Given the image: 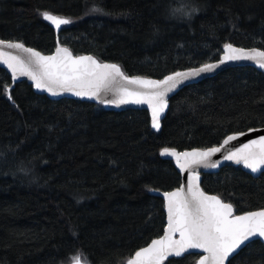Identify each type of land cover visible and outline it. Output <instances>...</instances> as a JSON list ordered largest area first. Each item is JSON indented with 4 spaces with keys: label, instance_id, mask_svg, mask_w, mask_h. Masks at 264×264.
Instances as JSON below:
<instances>
[{
    "label": "trees",
    "instance_id": "16d2710c",
    "mask_svg": "<svg viewBox=\"0 0 264 264\" xmlns=\"http://www.w3.org/2000/svg\"><path fill=\"white\" fill-rule=\"evenodd\" d=\"M93 4L105 13L86 14ZM0 0V38L43 53L57 41L75 54L162 79L218 60L223 44L264 49V0ZM198 11L174 16L173 10ZM72 20L56 29L41 15ZM235 25V27H233ZM5 86L8 92L4 91ZM11 95L12 99H9ZM264 127V72L231 67L180 89L159 131L145 109L107 110L91 100H52L0 66V264H126L163 233L159 192L178 187L177 151L219 145ZM204 191L235 214L264 208V172L241 166L201 176ZM158 189V191H156ZM197 253L169 258L195 264ZM168 264V261H165ZM228 264V263H227ZM230 264H264L253 240Z\"/></svg>",
    "mask_w": 264,
    "mask_h": 264
},
{
    "label": "snow or ice",
    "instance_id": "6c2138e0",
    "mask_svg": "<svg viewBox=\"0 0 264 264\" xmlns=\"http://www.w3.org/2000/svg\"><path fill=\"white\" fill-rule=\"evenodd\" d=\"M86 7L87 0H86ZM198 11L191 8L173 10L174 16H186ZM105 13L104 9L93 4L86 14ZM45 21L56 29L72 23V20L49 11L41 13ZM235 27V25H233ZM4 49H15L24 53L26 58ZM250 60L264 69V50L236 47L230 42L223 44L219 59L202 62L199 66L173 71L162 79H151L139 75H127L117 63L102 62L93 55H74L66 46L57 41L55 51L44 55L24 43L0 39V64L6 65L13 81L26 76L32 86L46 91L52 96L71 93L76 97L96 99L103 104H146L151 114V127L161 128V114L168 106L166 97L184 81L212 72L227 61ZM7 93L8 88L5 86ZM113 93L114 99L103 98V94ZM12 99L11 95L8 97ZM254 131V129H249ZM244 132L227 135L218 146L192 148L177 151L164 147L161 156L175 158L181 173H187L185 182L171 191L163 192L167 222L163 235L151 239L147 246L139 247L129 254L126 264H172L170 257H182L188 250H201L202 255L195 264H230V257L238 254L247 243L258 238L264 242V208L246 211L237 215L234 205L225 202L219 195H210L200 185L199 166L218 167L219 161L212 157L223 152V159L243 164L256 173L264 168V135L250 139L239 147H229ZM158 191V189L156 190ZM79 264V258H76Z\"/></svg>",
    "mask_w": 264,
    "mask_h": 264
},
{
    "label": "water",
    "instance_id": "95a60500",
    "mask_svg": "<svg viewBox=\"0 0 264 264\" xmlns=\"http://www.w3.org/2000/svg\"><path fill=\"white\" fill-rule=\"evenodd\" d=\"M0 39H2V38H0ZM3 40H8V39H3ZM11 41H17V40H11ZM18 42H20V41H18ZM234 45V44H233ZM26 47H29V46H27V45H25ZM234 46H236V47H241V46H237V45H234ZM31 48H33V47H31ZM243 48H245V47H243ZM252 48H258V49H260V50H263V49H261V48H259V47H249V48H245V49H252ZM35 49V48H34ZM5 51H9V52H12L13 54H15V55H20L22 58H26V55L24 54V53H21V52H18L17 50H15V49H4ZM35 50H37V49H35ZM37 51H39V50H37ZM55 51V49L52 51V52H50V53H43V52H41V53H43L44 55H50V54H52L53 52ZM223 53V52H222ZM74 55H91V54H75V53H73ZM102 62H107V61H102ZM214 62V61H213ZM108 63H112V62H108ZM0 66L10 75V77H11V72H10V70H8V68H7V66L6 65H2V64H0ZM242 66H249V67H253V68H255V69H258V70H260V71H263L264 72V69H261V68H259L257 65H256V63L254 62V61H250V60H240V61H227V62H225L224 64H222V65H220L217 69H215V70H213L212 72H208V73H202L200 76H198V77H195V78H192V79H190V80H187V81H184L181 85H179L178 87H177V89H175L174 91H172V92H170L169 94H168V96L166 97V99L168 100V106H169V99L173 96V95H175L180 89H182L183 87H185V86H187V85H190V84H194V83H198V82H200V81H203L204 79H206V78H210V77H213V76H215L216 74H218V73H220L221 71H223V70H225V69H228V68H231V67H242ZM182 70H184V69H182ZM178 71H180V70H178ZM148 78H151V77H148ZM11 79H12V77H11ZM151 79H155V78H151ZM13 81V80H12ZM19 81H27L29 84H31L32 85V81L28 78V77H26V76H20V77H18L17 78V80L16 81H13L14 83L15 82H19ZM33 89H34V91L36 92V93H38V94H45V95H47L48 96V98H50V99H52V100H60V99H64V98H67V99H76V100H91V101H93V102H95V103H100V102H98L96 99H90V98H88V97H76V96H74V95H72L71 93H67V92H65V93H62V94H60V95H57V96H52V95H50L48 92H46V91H42V90H38V89H36L35 87H33ZM103 98H106V99H114L115 98V96L113 95V93H107V94H103ZM102 105H103V107L105 108V109H107V110H125V109H145V110H147L148 112H149V115H150V119H151V114H150V111L148 110V107H147V105L146 104H131V103H129V104H121V105H119V106H117V105H115V104H103V103H101ZM168 106H167V108L165 109V111L161 114V121L163 120V118L165 117V115H166V112H167V110H168ZM160 121V122H161ZM251 129H254V131H249V130H247V131H244V133H245V135H243V136H239L238 137V139H237V141H233V142H231V144L229 145V147H232V146H235V147H239L241 144H243V143H247L248 142V140H250V139H256V138H258V136L259 135H264V127H259V128H251ZM154 131H157V130H155V129H153ZM231 135V134H230ZM223 141V140H222ZM222 143V142H221ZM216 146H218V145H216ZM184 151H189V150H184ZM180 152H183V151H180ZM223 152H221V153H217V154H215L211 159H212V162H216V161H219V164H218V167H216V168H211V167H203V166H199V167H197L196 168V171H198L199 173H200V185H201V176H202V174H205V173H216L221 167H224V166H231V165H239V166H241V168L244 170V171H246L247 173H249V174H251L252 176H254V177H256V176H258V175H260L262 172H264V168H262L260 171H258V172H256V173H253V172H251V170L250 169H247V168H245L244 167V165L243 164H237V163H235L234 161H226V160H224L223 159ZM162 157H164V158H167V159H169V160H172V161H174L175 162V158H173V157H170V156H162ZM175 167H176V169H177V171L179 172V174H180V176H181V183L182 182H185V178H186V175H187V173H181L180 172V170H179V168L176 166V162H175ZM180 183V184H181ZM179 187V186H178ZM201 188H202V186H201ZM175 189V188H174ZM203 189V188H202ZM171 190H173V189H171ZM171 190H167V191H171ZM204 190V189H203ZM164 192V191H163ZM163 192H159V194L161 195V197H162V199H163ZM206 192V191H205ZM208 193V192H207ZM208 194H210V195H215V194H212V193H208ZM164 211H165V215H166V222H167V213H166V210H165V208H164ZM255 211H257V210H255ZM237 215H240V214H237ZM162 235H163V233H162ZM158 238V237H157ZM155 239V238H154ZM256 239H258V238H255L254 240H256ZM261 241V240H260ZM151 242V241H150ZM149 242V243H150ZM262 242V241H261ZM263 243V245H264V242H262ZM248 244V243H247ZM246 244V245H247ZM147 246V245H146ZM244 247V246H243ZM242 247V248H243ZM240 250H238V252H239ZM189 253H197V254H200V255H202L203 253H202V251L201 250H188V252L187 253H185V254H189ZM184 255V254H183ZM236 255V254H235ZM170 258H173V257H170ZM232 257H230V259H231ZM228 262H226V264H227Z\"/></svg>",
    "mask_w": 264,
    "mask_h": 264
},
{
    "label": "bare ground",
    "instance_id": "6f19581e",
    "mask_svg": "<svg viewBox=\"0 0 264 264\" xmlns=\"http://www.w3.org/2000/svg\"><path fill=\"white\" fill-rule=\"evenodd\" d=\"M30 47V46H29ZM245 48H249V47H245ZM262 49V48H261ZM264 50V49H263ZM92 55V54H91ZM222 55V54H221ZM94 56V55H93ZM216 61V60H215ZM108 62V61H107ZM112 63H114V62H112ZM182 70V69H181ZM178 71V70H177Z\"/></svg>",
    "mask_w": 264,
    "mask_h": 264
},
{
    "label": "rangeland",
    "instance_id": "374dc122",
    "mask_svg": "<svg viewBox=\"0 0 264 264\" xmlns=\"http://www.w3.org/2000/svg\"><path fill=\"white\" fill-rule=\"evenodd\" d=\"M76 264V263H75ZM80 264V263H79Z\"/></svg>",
    "mask_w": 264,
    "mask_h": 264
}]
</instances>
